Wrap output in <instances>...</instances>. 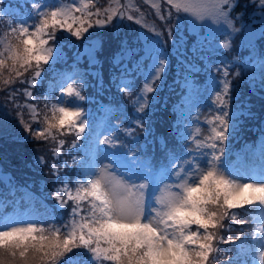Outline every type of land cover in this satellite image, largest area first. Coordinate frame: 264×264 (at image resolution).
Masks as SVG:
<instances>
[{
	"label": "rangeland",
	"instance_id": "obj_1",
	"mask_svg": "<svg viewBox=\"0 0 264 264\" xmlns=\"http://www.w3.org/2000/svg\"><path fill=\"white\" fill-rule=\"evenodd\" d=\"M34 4L41 5V11L57 6L81 7L88 4L89 10L99 9L100 15L92 17L93 27L81 37L66 30H57L56 39L51 45L55 48L53 57L48 64L41 63L40 77L33 79V70L17 77L11 67L0 69V205L6 194L16 195L17 191L25 190L21 196L30 206L29 210L19 208L4 214L0 220V230L28 224L45 229L54 226L63 229L69 220L60 224L47 222L36 210L35 203H43L34 198L43 193L44 201L53 204L59 202L56 199L58 192L55 190L53 193V189L64 187L62 182L59 185L62 181L61 172L71 173L73 169V161L62 157L60 141L68 143L71 150L79 152L85 147V142L79 140H89L88 134L96 141V164L89 181L96 178L101 170H107L136 191L140 190L139 185L146 183L147 187L143 189L146 215L154 207H159L157 198L165 186H172L173 190L182 192L177 185L185 181L198 183L199 177L210 170L213 164L218 173L235 183L264 184V140L258 142L256 149L246 148L250 162L240 157L233 167L224 166V162L229 160L228 155L221 153V157L216 159L217 146L210 147L213 144L211 141L217 144L215 132L223 127L217 117H226L228 120L225 139L228 143L250 132L264 119V9H261L258 2L236 0L226 26L223 19H195L191 13L177 10L166 0H0V52L5 54L2 58L7 60L8 65L12 62L8 59L10 53L7 49L9 45L18 42L12 34L13 28H18L20 24L34 26L38 22ZM107 15H111L112 19L106 26L95 25L96 19L104 20ZM30 30L34 31V28ZM225 43L229 44L228 49L223 47ZM125 46L134 50L128 56L121 51ZM147 58L149 60L142 68L144 73L141 74L139 89L151 81L159 61H165L164 71L155 82L156 91L146 93L150 98L147 110L159 106V94L165 82L171 78L176 82L178 74L204 77V81L207 80L205 84H208L207 90L198 91L195 86L189 88L184 106L186 121L181 124L182 132L188 140L193 141L196 148L191 153V159L184 162H190V165L161 171L160 176L151 175L150 167L145 168L129 160L127 155L134 153L129 145H125L126 141L118 139L113 130L117 122L92 121L82 109V100L69 97L63 91L69 84L77 87L82 95L88 89L101 92L103 87H107V91L114 87L111 72L144 64ZM69 60L81 65L85 72L82 77H68L64 81L58 79L54 76L55 71L60 70ZM224 70L228 72L227 77L223 74ZM225 80L230 83L227 93L223 88ZM122 87L129 88L132 96L140 91H135L137 86L123 81L113 94L117 99L129 98L128 94L120 90ZM25 90L32 93V96L25 95ZM218 95L226 104H230L227 108L230 114L224 110L216 113V105L221 104ZM53 106L82 109V119L86 122L84 133L75 130L69 133L64 129L63 132L53 130L45 136H39L38 131L47 130V120L53 115ZM242 109L249 113V117L256 114L248 120H238L234 114L236 111L243 114ZM160 123L161 130L170 126L169 120ZM142 125L141 120H136L135 124L124 130L125 137L131 139L128 141L138 138L134 131L136 126ZM166 144V139H160L159 148ZM219 145L220 149L225 146L221 142ZM57 147L61 151L54 155L53 149ZM20 199L17 198L16 202ZM68 203L71 202L65 200V204ZM255 210L264 213V205L254 204L234 209L221 222L220 227L212 229L216 235L214 247L218 251L212 253L209 264H222L228 255L238 258L235 253H223V250L230 252V246L236 241H240L244 248L248 240L245 242L243 239L249 235L253 243L251 249V241L244 248L245 258L252 259V264H264V215L256 217ZM193 230H196L195 226ZM72 253H78L73 258L76 260L74 264H99L93 253L84 247L67 253L60 258L59 264L69 262L65 260ZM85 253H88L86 260L79 262Z\"/></svg>",
	"mask_w": 264,
	"mask_h": 264
},
{
	"label": "snow or ice",
	"instance_id": "obj_2",
	"mask_svg": "<svg viewBox=\"0 0 264 264\" xmlns=\"http://www.w3.org/2000/svg\"><path fill=\"white\" fill-rule=\"evenodd\" d=\"M166 2L177 10L191 13L195 19H223L226 26L236 6V0ZM254 2L264 9V0ZM33 7L37 11L38 22L34 26L20 24L18 28H13L12 34L18 42L7 49L12 63L8 65L7 60L2 58L5 54L0 52V69L11 67L17 77L33 70L35 79L41 75V63L48 64L53 57L55 48L51 45L57 30H66L81 37L93 27L92 17H98L100 10L91 11L88 4L81 7L57 6L44 11L39 4ZM160 18L163 19V16ZM111 19V15L104 20L96 19L95 25L106 26ZM32 28L34 31L30 30ZM223 47L228 49L229 44L225 43ZM121 51L128 56L134 50L125 46ZM164 64L165 61H159L151 81L145 83L135 97L129 88H121L137 105L138 112L144 113L148 109L150 98L146 93L156 91L155 82L164 71ZM223 74L227 77V70ZM223 88L227 93L230 88L227 80ZM63 91L69 97L86 99L73 84ZM24 94L32 96L26 90ZM217 99L222 105L225 103L219 95ZM83 116L84 111L80 108L53 106L47 130L37 134L45 136L53 130L63 132L64 129L69 133L73 130L84 133L86 122ZM217 120L223 127L215 132V136L224 140L228 120L226 117H217ZM63 143L60 141V145ZM216 146L215 143L210 145L211 148ZM58 151V147L53 149L54 155ZM41 160L43 162V158ZM176 187L182 192L165 186L157 198L159 207H154L148 215L143 191L145 186L139 185L140 190L136 191L107 170H101L96 178L87 184H79L74 190L69 186L62 187L56 199L62 206L65 200L74 205L72 219L63 229L56 226L45 229L28 224L0 230V264H59L60 258L80 247L88 248L99 264H209L212 253L218 251L214 247L216 235L212 229L220 227L234 209L264 205V184L235 183L218 173L214 164L199 177L198 183L185 181Z\"/></svg>",
	"mask_w": 264,
	"mask_h": 264
},
{
	"label": "trees",
	"instance_id": "obj_3",
	"mask_svg": "<svg viewBox=\"0 0 264 264\" xmlns=\"http://www.w3.org/2000/svg\"><path fill=\"white\" fill-rule=\"evenodd\" d=\"M151 57V56H150ZM149 58L146 59L144 64H136L130 68L121 69L116 72H111V82L113 84L112 89L103 87L102 91L94 92L93 90L88 89L83 95L86 99L82 100V109L86 112V116L92 121H109L110 123L117 122L115 125L114 131L118 135V139L125 142V145H129V149L134 153L128 155L131 160H141L143 164L150 165L151 171H168L172 170L176 166H189L190 162H186L188 159H191V153L195 152L196 148L192 140H188V137L183 135V128H181L182 122L186 121V114L184 112V106L187 102V97L189 96L188 89H193L194 86L196 90H207L208 84L204 81L203 78H198L195 75L187 74L177 77L176 82L174 79H168L165 82V86L160 92L159 106L153 110H147L144 113L137 111V105L133 104L130 98L127 99H117L114 92L116 89H119L118 86H121V82L127 81L132 84L135 88V91H139L138 85H140V80L142 78L141 74L144 73L142 68L146 65V62ZM259 62V60H256ZM115 70V69H114ZM85 72V68L81 65L75 64L73 60L67 61L66 64L62 65L60 70L55 71L54 76L58 79H63V81L68 78L82 77ZM186 81V82H185ZM189 81V83H187ZM86 86V85H85ZM84 87V86H83ZM121 90V89H120ZM137 95V93H136ZM135 97V95H133ZM224 103L216 105V113L220 111H226V113H231L227 110L230 107V104ZM264 108V107H263ZM243 110V109H242ZM236 119L238 120H248L255 116L249 117V113L243 110V114L235 112ZM136 120L142 121V126H136V131L134 134L138 135V138L131 140L125 137L126 133L124 130H127L129 125L135 124ZM169 127L167 129H160V122L168 121ZM89 140L86 138H80L79 141L85 142V147L82 151H74L68 147V143L64 142L62 144L63 155L66 159L72 160V172L64 173L61 172V182L64 187L69 186L71 188L77 187L79 184H86V181H89L90 175L93 173L95 167V139L92 135H89ZM166 139L167 144L164 147L159 148L160 139ZM217 139V138H216ZM260 139H264V119L260 120L257 126H254L250 132L245 135L239 136L238 138H233V141L228 143L225 139L218 140L217 142V151L215 155L221 157V153L227 156L225 163L230 167L234 166L240 157L245 158L250 161V156L246 148H255ZM214 143L213 141H211ZM219 142L225 144L224 148L220 149ZM131 143V144H130ZM226 147V148H225ZM61 151V149L59 150ZM123 151V150H122ZM157 154V155H156ZM76 155V156H75ZM75 156V157H74ZM61 163H64L61 160ZM62 167V166H61ZM69 168V167H66ZM58 187V186H57ZM53 187V193L56 190L62 188ZM29 191V187L27 188ZM25 193V190L17 191L16 195H5L1 199L0 205V220L3 215L12 211H15L19 208H26L29 210V202L25 200L24 196L21 195ZM45 194V193H44ZM19 196V197H18ZM34 196H37L34 195ZM17 198H21L16 202ZM34 200L42 202L43 204H37L36 210L39 213L40 217L44 218L47 222H53L54 224H60L63 221L72 219V203L65 204L64 206L61 203L53 204L51 201H44L43 193L40 197L34 198ZM31 206H33L31 204ZM34 207V206H33ZM255 215L260 213V210H255ZM54 218V219H53ZM79 219V217H77ZM68 221V222H69ZM248 240V241H247ZM243 241H247L244 245V248L253 243L251 235L245 237ZM244 248L240 241H236L230 246V252L223 250V253L236 254L238 258H233L231 255L225 256L222 264H250V261L245 258L246 253H244ZM86 249V248H85ZM249 249V248H248ZM84 252V251H80ZM78 252V253H80ZM78 253H72L68 256L67 260L69 261L66 264H74L76 260L73 258L77 256ZM88 253H85L79 258V262L86 260Z\"/></svg>",
	"mask_w": 264,
	"mask_h": 264
},
{
	"label": "clouds",
	"instance_id": "obj_4",
	"mask_svg": "<svg viewBox=\"0 0 264 264\" xmlns=\"http://www.w3.org/2000/svg\"><path fill=\"white\" fill-rule=\"evenodd\" d=\"M125 183H127L126 181H124ZM142 185H144L145 186V188L147 187V184L145 183V184H142Z\"/></svg>",
	"mask_w": 264,
	"mask_h": 264
}]
</instances>
